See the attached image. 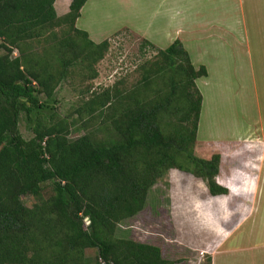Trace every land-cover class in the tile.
I'll return each instance as SVG.
<instances>
[{
    "label": "trees",
    "instance_id": "obj_1",
    "mask_svg": "<svg viewBox=\"0 0 264 264\" xmlns=\"http://www.w3.org/2000/svg\"><path fill=\"white\" fill-rule=\"evenodd\" d=\"M70 1L58 16L56 0H0V264H88V250L97 251L95 264H175L118 231L170 170L203 181L212 197L229 194L217 182L221 155L195 151L203 104L196 80L207 70L194 67L180 41L165 50L142 41L157 50L142 78L129 90L93 93L75 110L78 121L88 119L86 133L70 140L68 119L50 103L73 69L90 68L94 79L110 49L76 27L88 0ZM91 121L108 136L88 131ZM46 183L53 195L41 199ZM24 196L40 200L29 208Z\"/></svg>",
    "mask_w": 264,
    "mask_h": 264
},
{
    "label": "rangeland",
    "instance_id": "obj_2",
    "mask_svg": "<svg viewBox=\"0 0 264 264\" xmlns=\"http://www.w3.org/2000/svg\"><path fill=\"white\" fill-rule=\"evenodd\" d=\"M96 2H88L79 25L90 30L94 42L111 39L110 49L103 60L93 66L92 71L97 73L94 79L89 77L92 75L90 68L73 69L58 87L55 101L50 103L52 112L56 110L60 117L68 119L71 125L69 139L76 140L86 133L83 125L88 119L78 121L75 115L78 106L93 93L116 85L119 89H132L142 78L140 67L156 58L157 50L143 49L142 40L121 26L127 22L140 29V13L147 7L186 5L199 12L205 9L206 2L205 20L211 27L205 29V33L198 29L188 39L192 44L186 45L192 57L200 50L203 59L214 67L208 92H205L207 105L199 130V140L211 144L196 143L195 151L204 159L220 154L219 175L234 183L221 180L231 194L212 197L201 180L179 170H170L150 189L145 208L119 226L118 236L159 247L163 257L175 264H212V254L219 250L217 264L251 262V251L243 254L249 250L261 252L264 263V189L257 195L262 205L254 206L251 202L254 194H244L239 188L243 182L256 178L259 167L263 168L264 177L261 144L247 147L242 142L264 140V0H99L100 4H106V10L93 13ZM55 7L58 16L68 12L60 2ZM110 15L117 20L113 23L116 26L108 27L114 34L103 38L107 31L103 23ZM196 18L195 21H201ZM190 29L189 32H193V27ZM201 38V44H197L195 41ZM156 47L165 50L169 46ZM38 51L41 53L40 48ZM13 55L19 56L18 50H14ZM44 99L41 96V100ZM88 126V131L95 129L99 138L108 136L99 121H91ZM19 129L26 140L33 137L24 116ZM52 195L53 185L44 184L41 199ZM39 200L23 197L29 208ZM255 207L260 217L242 222L240 216ZM240 224L238 231L222 246L227 235ZM178 226L188 233L178 231ZM86 254L88 264H95L97 251L88 250Z\"/></svg>",
    "mask_w": 264,
    "mask_h": 264
},
{
    "label": "crops",
    "instance_id": "obj_3",
    "mask_svg": "<svg viewBox=\"0 0 264 264\" xmlns=\"http://www.w3.org/2000/svg\"><path fill=\"white\" fill-rule=\"evenodd\" d=\"M89 1L90 0H88L87 3L82 8L81 15L76 22V27L79 30H82V31H85L86 33H88L89 39L92 42H94L91 38L90 30L87 27H80V25H79L80 20H82V17L85 13V8H86ZM58 2L62 3V5H65L64 8H68V12H69L70 5H71L70 0H56L55 6ZM105 6H106V4H104V3L100 4L99 0H97L96 5L94 6V9L92 12L93 13H97L98 11H100L99 13L104 12L106 10ZM204 8H205L204 10L201 9L198 12L196 8H194L192 6H186V5H183V7L177 6L175 8H172V7L167 6L165 4L158 5L156 8L147 7L145 9H143V11L141 10V13H140V16L142 18L140 29L137 30L136 27H134L131 23H127V22L121 26V27H123L121 29L130 31L134 35L138 36L142 41H147L155 47L161 46V45L171 46L175 41H180L183 44L186 51L189 53L192 64L194 65V67L196 69H199L201 66H204L206 68L207 73H208L207 77L199 78L196 80V85H197L198 89L200 90L202 97H203L200 122H201V118H202L204 109L207 105L208 95L206 98L205 92H208L207 88H208V86H209L208 84L212 78L214 67L212 66V64L209 65L210 63L208 61L206 62L205 61L206 59L205 60L203 59V54H202V52H200V50L196 53L195 57H192L190 49L187 48L186 45L192 44V41H188V39L198 29H199L198 31L200 33H205L206 32L205 29H208L211 27V24H209L207 22V20H205L207 17L206 2L204 5ZM55 9H56V7H55ZM196 17H198L201 21L200 22L195 21V20H197ZM114 22H117V20L115 19V17H113V16L111 17V15H110L108 17V20L105 23H103V24H105V28L107 27L106 37H103V38H107V37L114 34L113 30L111 31L110 29H108V27H110L111 25H114L113 24ZM165 22H166V24H165V26H163V24ZM114 26H116V25H114ZM190 27H193V32L192 31L189 32V30H191ZM121 29H119V30H121ZM123 30H121V31H123ZM203 38H204V36H203ZM209 39H211V38L209 37ZM209 39L207 41H210ZM103 40L104 39H102V41L97 40L94 43L99 44V43H102ZM108 40H111V39H108ZM201 41H202V38L199 39L198 41H195V42L197 44H201ZM200 122H199V128H198V133H197V143L198 144H204L205 143L209 146L211 143L207 142L206 140L202 141V142L199 140ZM251 140L252 139L243 140L242 142H245L247 147L252 146V144H255V143H260L261 144L260 147L262 148V150L264 149V140L257 139V140H253L254 142H251ZM225 145H229V143H226ZM221 154L223 155V157L225 156L224 153H221ZM257 170H258L257 176H256V178L254 176L253 181L251 180L249 182H243L242 186L239 187V188L243 189L242 192L244 194L245 193H248V194L253 193L254 194V197L251 200V202L254 204V206H255V204H257V206L259 204L262 205V200L259 201L258 200L259 196H257V195L260 193V191H259L260 189H264V177H262L263 168L259 167ZM221 180L225 183H232V181H230V180L223 179L222 175L220 174L217 177V182L220 185H222L220 183ZM202 183H203V181H202ZM232 184L234 185V183H232ZM222 186L229 190V188L227 186H224V185H222ZM239 188H237V189H239ZM229 192H230V190H229ZM229 194H228V196H229ZM238 194H239V192L235 196H238ZM223 196H227V195H223ZM235 196H233V197H235ZM256 209H257V207H255V209L254 208L251 209L252 211L250 210L248 212L243 213L242 216H240L241 221L247 222L249 220H252V219L255 220V218L260 217L258 214H256V212H255ZM241 224H243V223H241ZM241 224L236 228L235 231H233L231 234L227 235L226 239L221 243L222 246L225 245L232 238L234 233L236 231H238V228L241 226ZM219 252H220V250L217 251L216 253L212 254V264H217L216 258L219 255ZM245 252L251 253V262H241L240 261V262H238V264L239 263L240 264H264L261 262V252H255L254 250H249V251H244L243 254ZM256 253H257V255H256Z\"/></svg>",
    "mask_w": 264,
    "mask_h": 264
},
{
    "label": "water",
    "instance_id": "obj_4",
    "mask_svg": "<svg viewBox=\"0 0 264 264\" xmlns=\"http://www.w3.org/2000/svg\"><path fill=\"white\" fill-rule=\"evenodd\" d=\"M3 147H4V144H2L1 146H0V152H1V150L3 149ZM87 221H88V219H86Z\"/></svg>",
    "mask_w": 264,
    "mask_h": 264
}]
</instances>
